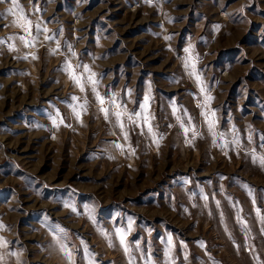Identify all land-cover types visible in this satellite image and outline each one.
Instances as JSON below:
<instances>
[{
	"label": "rangeland",
	"instance_id": "obj_1",
	"mask_svg": "<svg viewBox=\"0 0 264 264\" xmlns=\"http://www.w3.org/2000/svg\"><path fill=\"white\" fill-rule=\"evenodd\" d=\"M261 137L264 0H0V264H264Z\"/></svg>",
	"mask_w": 264,
	"mask_h": 264
},
{
	"label": "snow or ice",
	"instance_id": "obj_2",
	"mask_svg": "<svg viewBox=\"0 0 264 264\" xmlns=\"http://www.w3.org/2000/svg\"><path fill=\"white\" fill-rule=\"evenodd\" d=\"M9 2L12 3V4H16L17 0H9ZM9 11H11V9H9ZM25 20H26V30H30L31 29V21L27 20L26 18H25ZM39 30H40L39 27H37V31H39ZM44 31H47V29H44ZM29 35H31L30 31H29ZM21 38L22 39H26L25 37H21ZM165 39H167V37H165ZM30 43L31 42H29V44ZM69 48H70V46H69ZM185 51L189 52L190 49H185ZM187 66H189V65L186 64V67ZM81 67L88 73L87 80L92 84L93 91L96 93V98L99 101L100 105H103L105 103V99H104L103 96L99 95L98 91H96V85H97L98 82L95 79V74L92 73L91 68L88 65H81ZM190 67L192 69V71L190 72V75L195 76L196 81L200 84V91L205 93V101L212 100L213 98L206 93V90H205V88L203 86V81H202L201 76L198 75L197 72H196L195 61H192ZM65 71L69 72V74L71 75V78L73 79V81L75 83L79 84L81 86V90H83V84L81 83V80L83 79V73H81L78 76L76 71H75V69L73 68L71 62L67 63V67L65 68ZM71 99L77 100L78 98L72 97ZM110 103L114 107H116L117 109H119L121 107L119 104L116 103V101L114 99H111ZM79 108H80V111H77L76 108H73V111H74V113H75V115H76V117L78 119L81 118L82 111L85 110V106L84 105H79ZM147 108H148V97L146 96L144 98V103L142 105H140V109L141 110L137 111V112H134L132 114H129V120L132 121L133 123H135V121L133 120V117H140L142 119L143 123H146L148 125V131L151 133L152 132V126H151V123H150V118L147 115V111H146ZM101 110L105 113V117L107 118V116L109 114V109L102 107ZM114 115H115V117L117 119V123L119 124L120 128L123 129L124 128V123H123L124 112L122 110H117V111L114 112ZM213 115H214V113H213ZM205 117H206V119H208V114L207 113H205ZM51 120H52V123L54 125L57 124V116H55V115L52 116ZM214 123H215L214 120L208 119L209 130H211L214 127ZM182 127H183V125H182ZM184 131H185V133H187L188 129L184 128ZM125 138H127V134H125ZM261 139H264V137H261ZM238 142H239L238 139L234 137L232 143L237 144ZM225 146H227V142H226ZM117 147H121V146L119 144H117ZM253 162L255 163L256 160H253ZM259 164L262 167H264V157L259 158ZM254 202L255 201L253 199V203ZM257 213L259 214V209H257ZM261 219H262V221H264V217H261ZM131 226H132L131 221H129L128 226H127V230H125L123 228H118L116 230V233H115L118 236L119 243H120L121 246H123V250H124V252L126 254L129 253V247H128L127 243H126V235H127V232L131 231ZM59 231L61 233H64L63 229H60ZM262 231H264V229H262ZM65 239H66V233H65ZM65 239H60L58 237L56 243L59 245L60 250L63 251L65 253V255L67 256V258L69 260V264H75V262L72 261V259H71L72 252L70 251L68 245L66 244ZM167 242H168V244L170 246L169 251H168L167 254L170 255L171 254V247L173 246V242H172L171 237H169ZM0 243H6V242H0ZM237 248H239V245H237ZM11 255L19 257V253H17V252H11ZM2 260H3V257L0 256V261H2ZM18 264H22V262L18 261ZM89 264H93V262L89 261ZM129 264H133V260H132L131 257L129 259ZM145 264H153V261L151 259H145Z\"/></svg>",
	"mask_w": 264,
	"mask_h": 264
}]
</instances>
